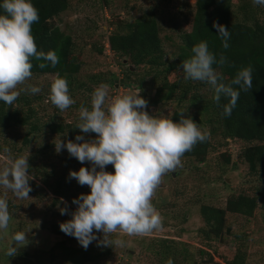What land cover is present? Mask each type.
<instances>
[{
	"label": "trees",
	"instance_id": "16d2710c",
	"mask_svg": "<svg viewBox=\"0 0 264 264\" xmlns=\"http://www.w3.org/2000/svg\"><path fill=\"white\" fill-rule=\"evenodd\" d=\"M2 2L3 0H0V3ZM31 2L39 12V21L32 25V34L38 51L44 53L54 51L59 58V63L55 67L50 62L31 58L32 75L59 73L60 77L67 80L69 93L73 96L71 86L77 83L84 61L80 54L75 52L72 37L64 33L52 21L54 17L67 9L69 0H31ZM2 12L3 10L0 9V13ZM214 21L226 27L230 33L227 49L223 48L222 38L213 27ZM177 33L180 39L179 51L174 59H170L164 50L160 25L154 15L138 17L134 21L118 20L108 36L107 47L119 58L120 65L124 66L120 83L126 88L140 87L142 89L140 95L148 102L147 110L149 107L157 108L173 101L176 109L169 119L174 122L180 119L178 113L184 112L185 116L191 117L200 129L207 127L211 133H218L223 139H239L249 143L243 147L240 158L247 163L249 175L260 179L264 173V12L260 5L253 3V0H195L190 30L179 28ZM200 42L207 43L209 51L215 55L217 61L221 54L226 58L223 65L213 64L215 71L223 77L219 82L230 84L242 68L252 70L251 90L244 92L239 89V86L231 85L234 90L240 91L231 116L223 115V106L228 103V98L222 95L220 103L217 104L213 99L214 89L210 85L201 81L184 79L182 62L191 58L193 46ZM41 63L46 64V67L40 68ZM88 79L114 86L117 76L114 73H98L90 75ZM147 87L153 89L154 93L150 96L146 93ZM27 100L29 102L25 96H19L11 106L0 101V132L9 133L17 128L26 129L19 147L7 138L0 141V153L4 156L7 155L3 152L4 146L11 149L13 157L24 156L26 146L32 142L35 135L41 132L60 135L65 142L74 139L77 135H85L80 129L75 128L77 123L71 125L70 122L58 120L57 117L48 119L36 117L35 109L27 104ZM24 101L27 105L26 109L16 106V103L21 104ZM66 130L73 132V135L68 138L65 135ZM89 134L96 135L87 133L86 136ZM86 139L92 140L89 137ZM72 141L83 142L75 139ZM210 146L211 141L208 136V139L198 142L182 158H193L203 163ZM47 148L48 145H45L39 154L30 153L24 156L28 157L30 166L28 169L31 187L29 198H41L38 195L39 189L35 188L37 187L34 181L36 179L52 193H62L69 198L72 180L46 161L45 158L49 155ZM221 156L225 157L227 163L231 162L230 155L223 153ZM49 164L50 168L47 167ZM232 164L235 165L234 162ZM223 182L226 183L225 180ZM5 192H7L6 199L11 220L15 221L12 234L25 231L29 226H35L38 229L49 230L55 235L50 247L41 248L40 251L43 252L38 251L35 254L34 260L39 264H45V261H41L45 253H47L45 258L51 264H97L112 255L114 251L112 246L98 243V240L104 239L102 232H96L94 229L98 240H93L85 249L76 238L61 231L60 223L70 220L72 216L62 220H53L47 216V209L54 207L57 199L52 198L51 204L43 208L38 216L31 210V203L28 200L16 198L10 190L0 188V197H4ZM262 193L264 189L253 194L231 193L227 196L223 207L210 204L200 206L199 212L203 220V226L198 229L200 235L207 241H213L219 240L221 234L225 233L232 237L235 243L232 257L229 259L225 257L226 264H244L245 262V253L242 251L244 235L240 230H233L232 224L227 221V214H238L249 220L259 206L258 202ZM23 209L26 212L20 215ZM114 236L115 233L109 239H113ZM169 246L166 244L161 251L166 258L168 255H174ZM7 247L8 245L0 251L2 264L35 263L25 246L19 248L14 257H7L4 254ZM215 252L218 255V250L215 249ZM168 260H171L172 264H179L172 257Z\"/></svg>",
	"mask_w": 264,
	"mask_h": 264
},
{
	"label": "rangeland",
	"instance_id": "374dc122",
	"mask_svg": "<svg viewBox=\"0 0 264 264\" xmlns=\"http://www.w3.org/2000/svg\"><path fill=\"white\" fill-rule=\"evenodd\" d=\"M194 3L195 0H69L67 9L54 17L52 21L64 33L72 37L74 50L84 61L77 83L71 86L73 96L69 93L75 103L67 110L60 111L50 102L49 92L54 74L32 75L25 81V84L19 85L17 90L20 91L33 85L39 87L41 91L35 95L29 91H20L19 96L29 99V102L28 100L26 102L35 109L36 117L41 119L57 117L58 120L75 125L79 122L80 106L84 104L83 106L90 108L91 94L99 85L109 86L110 97L131 93L135 90L133 87L126 88L120 83L124 66L120 65L119 58L107 47L108 36L113 31L116 22L118 20L134 21L138 17L154 15L160 25V36L166 55L174 59L180 46L177 30L179 28L190 30ZM260 8L264 12V6ZM98 73H114L117 76L115 85L111 86L106 82L101 83L88 79L90 75ZM146 93L150 96L154 92L150 88ZM26 102L21 104L18 102L16 106L26 109ZM175 109L176 104L172 101V103L157 106V108L149 107L145 110L149 114L169 119ZM201 130L209 134L211 141L205 161L200 163L193 158H181L182 167L163 176L162 183L152 198L154 207L162 217V228L144 236L115 233L113 240L119 237L124 241L123 246L112 247L114 250L112 255L97 264H168V258L171 257L179 264H226L225 257L228 259L232 257L235 251L232 237L223 233L219 240L207 241L200 235L198 229L203 226L199 212L200 206L210 204L223 207L227 196L231 193L253 194L258 190H263L264 173L260 179L252 178L249 175L247 163L240 158V152L249 143L239 139H223L218 133H211L207 127ZM25 131V128H17L9 133L0 132V141L7 138L19 147ZM65 135L69 138L73 132L66 130ZM86 135H84L85 141L88 137L92 140L96 138V135ZM34 137L32 142L26 146L24 156L30 153L39 154L40 150L43 151L44 146L48 145L49 155L45 158L46 161L54 165L59 172H64L72 182L69 189L70 197L67 198L62 193H52L36 179L34 180L37 183L35 188L39 189L38 195L41 198L28 197L26 200L31 203V210L39 216L41 210L49 206L51 199L55 198L57 199L56 205L50 207V210L47 209V216L53 220L65 219L71 216V213L78 207L72 203L73 199L78 198L80 194L90 193L88 186L79 185L76 179L69 176V173L79 171L81 167L91 169L92 165L88 162L81 164L69 155L66 148L57 153L54 143L59 139L62 140L60 135L41 132ZM223 153L230 155L231 162L225 161V157L221 156ZM5 157L0 153V168H3L6 163ZM50 164L48 168L51 167ZM105 169L110 173L115 171L112 165H107ZM258 203L259 206L249 220L233 213H228L226 217L227 221L232 224L233 230H240L244 235L242 243V251L245 253L244 264H264V193ZM65 207L68 213L61 215L60 209ZM25 212L26 210L23 209L20 215ZM13 223H15L13 220L9 222L6 233L0 231V251L11 241ZM24 232L27 233L28 239L25 248L33 256L34 264H39L34 260L35 254L41 248L50 247L55 235L49 230L38 229L35 226H29ZM166 244L170 245L169 249L174 252V255H168L167 258L161 253ZM215 249L218 250V255ZM46 255L47 253L41 261L51 264L45 258Z\"/></svg>",
	"mask_w": 264,
	"mask_h": 264
},
{
	"label": "clouds",
	"instance_id": "9594fccd",
	"mask_svg": "<svg viewBox=\"0 0 264 264\" xmlns=\"http://www.w3.org/2000/svg\"><path fill=\"white\" fill-rule=\"evenodd\" d=\"M253 3L264 6V0H253ZM0 9L3 10L0 13V101L11 106L20 91L33 95L41 91L33 85L17 90L32 76L31 58L50 62L53 67L59 58L54 51H38L32 25L39 21V12L31 0H3ZM213 27L222 38L223 48L227 49L228 29L215 21ZM192 53L190 59L182 62L184 79L210 85L217 104L222 95L228 98L223 115L231 116L240 96V91L231 85L239 86L244 92L251 90V68H242L230 84H225L219 82L223 77L213 68L215 63L226 62L223 54L217 61L206 42L193 46ZM39 67L44 68L46 64L41 63ZM141 91L138 87L131 93L110 97L109 86L99 85L91 94L90 108L80 106L79 122L75 126L82 133H95L96 138L85 141L83 135H77L75 140L83 142L59 139L54 143L57 153L66 148L81 164L92 165L91 169L81 167L79 171H70L69 176L79 185L88 186L90 193L73 199L77 209L71 213L70 220L59 225L62 232L76 238L85 249L93 240H98L94 229L104 234L98 243L112 247L124 244L119 237L109 239L114 233L144 236L160 230L162 217L152 198L163 176L182 167V156L198 142L208 139L209 134L184 112L178 113V122L149 114L145 110L148 102L140 95ZM49 100L60 111L75 103L69 95L67 80L59 73L51 82ZM3 152L7 155L5 165L0 168V188L10 190L18 199H27L31 191L28 157H13L7 146ZM107 165L114 167V173L105 171ZM6 196L7 192L0 197V231L5 233L12 219ZM60 212L65 215L68 209L62 208ZM26 234L24 231L12 234L4 253L7 257L16 256L18 249L27 245ZM168 264H172L171 260Z\"/></svg>",
	"mask_w": 264,
	"mask_h": 264
}]
</instances>
